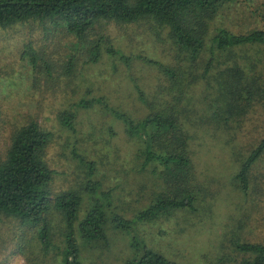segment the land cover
Returning a JSON list of instances; mask_svg holds the SVG:
<instances>
[{"label": "rangeland", "instance_id": "1", "mask_svg": "<svg viewBox=\"0 0 264 264\" xmlns=\"http://www.w3.org/2000/svg\"><path fill=\"white\" fill-rule=\"evenodd\" d=\"M227 9L223 18H218L219 23L236 33L264 31V0H237ZM102 35L109 36V43L126 56L145 55L169 69L176 68L173 47L165 31L148 22L122 26L101 24L85 42L76 41L63 28L47 33L37 22L0 28V160L5 158L14 132L31 118L52 133L45 155L48 166L54 170L49 184L51 198L58 193L77 191L79 182L86 180V167L80 164L73 150L95 163L94 178L105 189L114 191L115 212L133 219L137 229L126 232L106 225L107 245L84 243L77 235L83 264H124L132 255V238L177 264H228L231 259L251 258L250 253L235 251L231 241L264 244V156L251 170L247 194L239 190L233 175L240 163L236 157L243 158L241 155L264 135V105L251 111L232 132L229 126L226 131L222 126L215 130L214 136L218 139L234 134L232 145L220 146L210 134L202 138L207 141H202L200 147L201 160L193 154L204 190V201L198 211H170L152 221H139L135 215L147 208L162 190L152 172L153 165L141 167L139 144L127 137L120 121L99 107L76 111L75 133L58 119L61 111L86 95L103 97L116 109L140 119L148 113L155 94L160 99L171 91L167 76L140 59L135 58L126 66L105 54L101 47L100 59L88 62L91 43ZM28 42L39 54L35 66L26 57ZM246 52L248 61L264 68L262 46L247 47ZM240 53L239 49L235 50V55L243 59ZM70 57L71 67L68 66ZM220 60L231 62L226 57ZM134 83L139 84L148 98L147 104L138 99ZM203 87L201 81L191 89L194 90L192 101L197 105L198 95L204 93ZM231 146L236 147L238 155H233ZM89 203V197L84 196L80 218ZM45 221L50 232L47 248L38 238L39 225L1 217L0 264H62L65 223L52 209Z\"/></svg>", "mask_w": 264, "mask_h": 264}, {"label": "trees", "instance_id": "2", "mask_svg": "<svg viewBox=\"0 0 264 264\" xmlns=\"http://www.w3.org/2000/svg\"><path fill=\"white\" fill-rule=\"evenodd\" d=\"M236 1L0 0L2 29L19 23L37 22L47 33L63 28L78 42H85L101 24L122 26L148 22L165 31L173 47L176 68L169 69L145 55L126 56L109 43L107 35L98 37L88 49V62L95 63L100 59L102 47L105 54L126 66L136 58L160 69L167 76L171 81V91L160 99L155 94L144 117L137 119L111 106L103 97H86L89 95L80 97L58 115L61 125L75 133L76 111L99 107L120 121L127 137L139 144L138 156L143 159L141 167L153 165L152 172L162 187L155 200L135 215L139 221H152L170 211H198V206L201 207L204 201V190L196 173L193 154L201 160L200 147L202 141H207L202 138L210 134L220 146L232 145L234 134L224 140L221 136L218 139L214 136L215 130L222 126L226 131L229 126L232 132L251 111L264 105V68H259L257 62L248 61L246 52L247 47L264 48V31L236 33L218 21L219 17L223 18L227 7ZM236 49L242 52L243 59L235 55ZM26 57L36 65L39 54L31 42L26 45ZM71 57L69 67L73 65ZM221 57H226L227 61L231 59V62H221ZM180 61L185 64H180ZM201 81L204 93L198 95L197 105L192 101L194 90L191 89L199 86ZM134 88L138 99L147 104L148 98L139 84L134 83ZM198 113L201 115L195 116ZM51 140V131L31 118L26 119L12 135L5 158L0 160V218H17L21 224L39 225L38 238L47 248L50 246V232L45 218L51 209L56 210L65 223L62 264H83L77 235L84 243L107 245L106 225L126 232L137 227L133 219L115 212L113 189H105L101 181L94 178L97 172L95 163L84 159L76 150L73 154L86 167V180L79 182L77 191L58 193L51 198L49 184L54 170L45 159ZM231 152L238 155L235 146H231ZM246 152L241 155L243 158L236 157L240 163L233 175L244 195L248 192L253 166L264 156V135ZM84 196L89 197L90 203L80 218ZM130 245L132 255L124 264H177L139 239L132 238ZM231 245L235 251L250 253L252 257L239 261L231 259L228 264H264V244L233 239Z\"/></svg>", "mask_w": 264, "mask_h": 264}]
</instances>
